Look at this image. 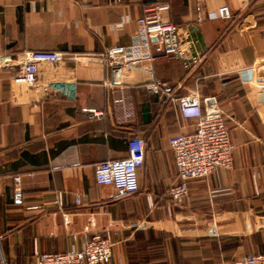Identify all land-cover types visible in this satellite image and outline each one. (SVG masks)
<instances>
[{
    "label": "crops",
    "instance_id": "obj_1",
    "mask_svg": "<svg viewBox=\"0 0 264 264\" xmlns=\"http://www.w3.org/2000/svg\"><path fill=\"white\" fill-rule=\"evenodd\" d=\"M263 1L0 0V54L85 59L40 66V80H74V99L15 101L14 71L0 70V264H32L35 249H81L97 232L113 242L108 264H236L264 252V96L253 106L243 83L264 57ZM161 3L201 62L188 70L181 58L154 55L139 64L172 83L174 95L196 89L225 113L230 166L207 176L177 172L168 139L197 126L174 99L137 83L141 73L108 84L110 69L86 58L129 45L136 19ZM197 3L206 13L227 5L233 18L198 23ZM131 137L143 140L142 166L111 176L104 163L127 157ZM76 194L86 200L75 204Z\"/></svg>",
    "mask_w": 264,
    "mask_h": 264
},
{
    "label": "built area",
    "instance_id": "obj_2",
    "mask_svg": "<svg viewBox=\"0 0 264 264\" xmlns=\"http://www.w3.org/2000/svg\"><path fill=\"white\" fill-rule=\"evenodd\" d=\"M168 5L153 4L144 9L136 19V32L129 45H112L97 55L87 56L110 69L112 80L109 83L125 84L127 77L136 73L143 76L131 77L137 83H146L153 93H160L174 99L180 114L196 121V131L169 137L168 143L175 152V166L182 179L203 177L219 168L230 166L231 141L229 130L225 124V113L217 102L203 97L196 89H189L181 95H174L173 84L163 82L150 69L143 68L139 63L150 61L154 55H164L183 59L186 69L201 62V56L191 55V42L185 29L168 20L165 13ZM195 21L218 18L230 20L233 14L227 5L206 13L200 3L195 5ZM73 59L81 60L74 55H67L54 50H24L17 56L0 54V70L11 69L12 98L15 101L40 103L57 94L67 95L74 99L76 82L74 80H40L38 74L42 64H62ZM85 62V61H84ZM250 77L246 86L251 104L256 105L258 95L264 96V57H257L248 66ZM107 83V82H106ZM97 114L95 109L83 108ZM128 156L104 163V168L111 176L117 172L126 174L143 164L144 143L139 137H131L127 141ZM18 181V178H16ZM181 187H185L182 184ZM15 200L22 197L17 186L13 195ZM86 198L76 194L74 201L79 205ZM113 242L105 233H93L81 249L64 252L33 251L32 264H108L111 257ZM1 264H7L1 258ZM236 264H264V252L251 253L243 256Z\"/></svg>",
    "mask_w": 264,
    "mask_h": 264
},
{
    "label": "rangeland",
    "instance_id": "obj_3",
    "mask_svg": "<svg viewBox=\"0 0 264 264\" xmlns=\"http://www.w3.org/2000/svg\"><path fill=\"white\" fill-rule=\"evenodd\" d=\"M264 2V1H263ZM264 6V5H263Z\"/></svg>",
    "mask_w": 264,
    "mask_h": 264
}]
</instances>
